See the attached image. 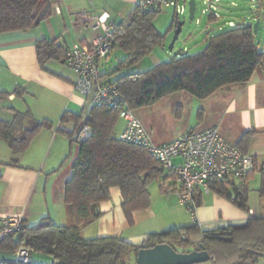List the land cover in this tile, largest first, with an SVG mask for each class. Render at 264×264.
I'll return each mask as SVG.
<instances>
[{
  "label": "trees",
  "instance_id": "obj_1",
  "mask_svg": "<svg viewBox=\"0 0 264 264\" xmlns=\"http://www.w3.org/2000/svg\"><path fill=\"white\" fill-rule=\"evenodd\" d=\"M49 2L0 0V32L26 30L36 25L49 14ZM158 13L157 8L143 11L135 6L124 19L112 22L111 50L119 47L127 54L118 60L112 71L100 73L103 80L134 66L163 43L165 32L161 33L153 22ZM177 20L175 15L170 29ZM252 24L239 23L208 36L196 53L172 54L146 70L124 72L112 81H105L116 85L133 110L151 106L178 91L205 99L225 85L247 82L264 66V49L255 41ZM35 51L42 68L50 59L64 62L63 47L55 39H37ZM13 93L15 97H22L24 89L17 87ZM118 118L117 110L107 105L92 104L85 114L62 112L60 121L73 122L74 128L59 131L67 136L70 146H78L71 163V175L64 186V204L73 222L56 224L49 216L33 225L22 220L18 230L0 238V251L16 253L23 249L28 252V260H2L0 264H126L124 259L130 254L134 255L136 264L135 254L139 248L163 242L177 251L196 249L202 243L217 264L254 263L260 252H264L263 239L246 237L247 232L259 230L256 222L251 227L250 224L228 225L212 230H202L196 224L169 228L148 233L138 244L121 236L84 237L80 233L82 226L102 214L98 204L109 199L111 187L120 189L121 208L131 223L132 212L150 203L147 186L160 178V189L165 192L170 188L165 187V181L173 179L144 146L124 141L115 134ZM25 120L27 123L23 124ZM83 126H89L91 131L86 138L78 139ZM52 128L49 119L38 120L29 109H13L11 119H0V140L14 155L11 163H18L16 155L28 148L40 130ZM176 184L174 180L170 185L172 190L178 189ZM209 186L247 210L249 189L246 186L236 187L226 179L216 178L209 180ZM194 202L195 206L199 204L198 196Z\"/></svg>",
  "mask_w": 264,
  "mask_h": 264
},
{
  "label": "crops",
  "instance_id": "obj_2",
  "mask_svg": "<svg viewBox=\"0 0 264 264\" xmlns=\"http://www.w3.org/2000/svg\"><path fill=\"white\" fill-rule=\"evenodd\" d=\"M49 1V14L36 25L26 30L0 32V119H6V115L12 118L13 109H29L36 119L45 118L53 123L52 129L40 130L28 148L16 155V165L11 163L13 153L6 143L0 140V216L18 214L27 225L36 224L45 216H49L56 224L73 222L74 218L64 204V186L71 175V163L78 146L76 144L73 151L75 144L70 146L67 136L59 131H70L74 128L73 122H61L60 116L63 111L77 115L85 114L92 106L89 98L73 89L76 75L63 62L50 59L45 62V68L39 65L35 41L39 38L55 39L63 50L75 43H88L97 32L92 24L98 16L107 14L110 20L118 22L137 6L139 0ZM244 1L240 0L241 3ZM241 3L237 0H220V15H208L209 24L204 32L207 33L213 24H217L218 30L221 31L224 29L223 25L230 27V21L236 25L253 23L259 19L258 31L264 22V1L250 0L247 10L242 9ZM230 7L241 10L231 12ZM157 9L161 12L170 8ZM170 11L169 27L175 16L172 9ZM116 48L119 47L113 48L110 53ZM110 53L100 60V73L110 72L116 67L108 66ZM123 53L122 57L126 56L127 53ZM156 55L148 66H142V60L137 62L132 66L136 67L134 71L146 70L168 58L158 55L156 58ZM119 59L116 60V65ZM53 61L61 63L67 70H57L53 67ZM122 73L124 70L104 77V80L112 81ZM17 87L24 89L22 97H15L13 91ZM181 92L164 96L152 106L163 108L167 101L173 96H179L178 94H184L182 97L190 103L193 99L197 100L187 92ZM198 100L200 101L195 114V124L184 125L181 130L170 136L163 135L158 124H153L152 118L146 112L139 113L137 117L157 142L172 139L187 130L217 126L227 140L251 153L254 166L245 179L227 180L236 187L246 186L249 189L247 210L239 208L226 197L210 189L207 192H197L196 197L198 196L200 202L191 214L189 209L178 201L176 191L171 189V181H165V187L170 188L162 192L159 186L161 179L158 178L147 186L149 205L133 211L131 223L121 208L120 189L117 186L111 187L109 199L98 204L102 214L92 223L81 227L80 233L84 237L121 236L138 244L148 233L169 228L196 224L202 230H212L228 225L250 224L251 227L256 222L259 225L258 233L253 229L247 232L246 237L264 240V66L255 71L247 82L225 85L211 96ZM143 108L147 106L135 110H146ZM184 111L183 104L177 102L175 117L180 120ZM26 123L27 120L23 122ZM123 124V120L118 118L116 135L122 130ZM263 253L260 252L258 259ZM129 259L134 263L133 254ZM258 259L252 264H256ZM197 264L217 262L209 258Z\"/></svg>",
  "mask_w": 264,
  "mask_h": 264
},
{
  "label": "built area",
  "instance_id": "obj_3",
  "mask_svg": "<svg viewBox=\"0 0 264 264\" xmlns=\"http://www.w3.org/2000/svg\"><path fill=\"white\" fill-rule=\"evenodd\" d=\"M201 1L204 5L202 13L218 16L220 0ZM137 6L143 11L167 7L179 17L186 11L188 0H139ZM112 22L107 14L98 16L92 24L97 32L89 42L75 43L64 50L63 63L76 75L73 89L89 98L92 104L107 105L117 110L118 117L124 122L118 137L144 146L161 162L166 174L178 183V201L193 214L194 198L199 190H210L211 178L244 180L253 168V155L241 151L235 143L227 140L217 126L187 130L172 139L155 141L133 109L128 107L116 85L103 80L100 75L99 62L112 48ZM228 25L234 26V23L230 21ZM90 131L89 126H83L78 139L86 138ZM21 222L22 217L18 214L0 216V238L18 230ZM16 256L18 260H28L26 250L17 251Z\"/></svg>",
  "mask_w": 264,
  "mask_h": 264
},
{
  "label": "rangeland",
  "instance_id": "obj_4",
  "mask_svg": "<svg viewBox=\"0 0 264 264\" xmlns=\"http://www.w3.org/2000/svg\"><path fill=\"white\" fill-rule=\"evenodd\" d=\"M250 0H245L244 2H240V0H237V2L241 3L240 6H242V9L247 10L250 6L249 3ZM264 1V0H263ZM256 2V1H255ZM204 7L201 0H196V8H195V15L193 19H189L188 17V7L184 13L179 14V20H184V23L182 24L181 31L179 33L178 38L174 42V48L175 49H181L187 51L189 54L196 53L197 51L201 50L203 47V43L206 40L207 36L212 35L216 32H219L217 24H213L211 29L208 30L207 33L204 32V29L208 22V14L202 13L201 9ZM231 12L239 11L237 8L230 7ZM222 11V10H221ZM230 12V11H229ZM220 15V13L218 12ZM221 14H223L221 12ZM171 18V11L170 9H165L159 12L156 17L154 18V24L158 28V30L161 33L165 32V40L162 44H159L153 48V50L146 56L147 58H143L142 60V66H148L152 62V59L154 55H158L161 58H167L170 55H172L173 51H169L168 44L172 38L174 25L170 29L169 23ZM222 23V22H221ZM223 28H226V25H223ZM255 41L259 45L260 48L264 49V22L261 23V26L259 30L255 33ZM124 55L123 50L116 48L110 53V61H109V67L116 66V60L119 58H123ZM156 55V58H157ZM53 67L57 70H67V66H63L61 63L53 61ZM65 65V64H64ZM136 67H129L124 70V72H128L131 70H135ZM101 70V69H100ZM185 93L184 91H182ZM181 92V93H182ZM179 96H173V98L167 103L165 107H157V106H147V108H143L146 110H135L134 112L136 116L143 113H147L149 117L152 118L153 124L157 123L158 128L161 132H163V135L170 136L173 133H176L177 131L181 130L184 125L189 124L190 126H193L195 124V114L196 110L198 108V104L200 100L193 99V102L190 103L189 101L185 100L182 95L184 94H178ZM195 101V102H194ZM178 103L183 104L185 107V111L182 114L181 119H177L174 115L175 107ZM6 119H10L9 115H6ZM121 123V122H120ZM157 124H155L157 126ZM73 151L76 148V144L73 145ZM171 183L173 182V179H169ZM181 249V248H179ZM132 256V254L129 255V257ZM128 255L125 257L124 261L126 264H134L130 261ZM256 264H264V253L258 259V262Z\"/></svg>",
  "mask_w": 264,
  "mask_h": 264
},
{
  "label": "water",
  "instance_id": "obj_5",
  "mask_svg": "<svg viewBox=\"0 0 264 264\" xmlns=\"http://www.w3.org/2000/svg\"><path fill=\"white\" fill-rule=\"evenodd\" d=\"M196 0H188V17L193 19L195 15ZM184 20H177L173 30L172 38L168 44L169 51H173L174 42L179 36ZM259 19L253 24L254 33L257 32ZM187 53L185 50L175 49L173 55H183ZM198 248L189 251H177L169 243H156L150 247L139 248L135 254L136 264H197L209 260L210 255L202 243ZM16 261L18 260L16 253H8L0 251V261Z\"/></svg>",
  "mask_w": 264,
  "mask_h": 264
}]
</instances>
